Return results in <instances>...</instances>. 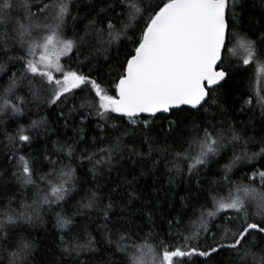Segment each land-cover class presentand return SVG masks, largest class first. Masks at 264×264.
Returning a JSON list of instances; mask_svg holds the SVG:
<instances>
[{"label":"snow or ice","instance_id":"1","mask_svg":"<svg viewBox=\"0 0 264 264\" xmlns=\"http://www.w3.org/2000/svg\"><path fill=\"white\" fill-rule=\"evenodd\" d=\"M0 264H264V0H0Z\"/></svg>","mask_w":264,"mask_h":264},{"label":"trees","instance_id":"2","mask_svg":"<svg viewBox=\"0 0 264 264\" xmlns=\"http://www.w3.org/2000/svg\"><path fill=\"white\" fill-rule=\"evenodd\" d=\"M257 3H258V0H257ZM258 10H259L258 8L254 9V11H256V12H258ZM81 14H83V11L81 12ZM70 34L71 33L69 32V35ZM242 55L243 54L238 51L236 53V55L233 57V59L234 60H238L239 57H241ZM72 62L73 61H68L67 63H72ZM101 63H103V62H101ZM103 70L104 69L102 68L101 71H103ZM236 81H237L239 87L242 90H245V91L248 90L249 85L255 86L256 81H255V77H254V70L251 69V68H249L247 71L241 70V72L236 75ZM111 94H115V93H111ZM237 95H239V93H237ZM164 115H167V114H164ZM248 115H251V113H249ZM33 118H35V117H33ZM50 118H51V116H50ZM231 118L233 120H247V116H243V115H240V114H234ZM69 134H71V133H69ZM91 134L92 135H96L97 133L95 131H93V132H91ZM60 138L62 139L63 137L61 136ZM55 139H57V137L56 136H52V140H55ZM50 145H51V141H49V151L51 152L52 149H51ZM99 146L103 147L104 145L101 143ZM80 147L81 148L89 147L90 151L94 150L89 145H81ZM258 150L259 149L256 148V147L251 148V151H258ZM53 159H58V157L54 156ZM225 162H227V161L223 160L221 163H225ZM74 166H75V164H74ZM257 166H259V165H257ZM43 167H44V170L47 171V165L45 164ZM89 167H90V165H88L87 162H85L84 166L77 168V174L81 177L82 180L88 182L87 184L84 185V187H92V186H94L95 183H97V182H93L91 180V174L87 173V169ZM216 170H217L216 168H213V171L211 173L213 179L217 178L216 175H215ZM86 173H87V175H86ZM235 179H237V180L241 179V175L240 174H236L235 175ZM98 183L103 184L104 181L100 180V181H98ZM79 187L80 186L78 185V188ZM177 191L180 193V195H186L187 194L183 189H177ZM32 192H33V189H28L26 191L25 195L30 196L32 194ZM219 193H220L221 196H227V194H228L227 190L223 189V188L219 189ZM79 198H80L79 196L73 194V198L69 199V202L65 205V209L69 213H71L72 206L76 203V201ZM193 203H195V202H193ZM200 203H203V197L201 198ZM174 207L176 209H180L181 202H180L179 199H176L174 201ZM208 208L211 209V204L210 203L208 204ZM162 211H163V209H162ZM193 211H194L193 205L190 204L189 208L185 210L186 220L187 219H194ZM177 214H179V213H177ZM46 220H49V222L46 224L45 228L38 229L36 232H34V236L41 242V247H44L46 245L47 247L52 248V242L54 240L56 242H58L57 234H56V230L54 228H52V225H51V222H50V218L46 217ZM76 223L78 225L83 226L85 224H88V221L78 217L77 220H76ZM142 223H146V222H142ZM157 223L159 225V221H157ZM88 227H89V231H93V227L90 224L88 225ZM78 230L79 229H77V231ZM145 230H147V229H145ZM157 230L161 232V235H163V227L162 226L158 227ZM93 234L95 235L94 231H93ZM53 251H54V249H53Z\"/></svg>","mask_w":264,"mask_h":264}]
</instances>
